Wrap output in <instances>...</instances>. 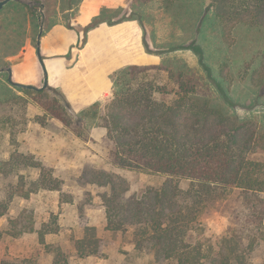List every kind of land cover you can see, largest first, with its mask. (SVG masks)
<instances>
[{
	"label": "trees",
	"instance_id": "trees-1",
	"mask_svg": "<svg viewBox=\"0 0 264 264\" xmlns=\"http://www.w3.org/2000/svg\"><path fill=\"white\" fill-rule=\"evenodd\" d=\"M32 1V6L18 4L31 16L41 18L44 14L47 17L56 0ZM209 1L224 37H229L239 24L264 27V0ZM13 2L17 1L0 9V33L19 34L22 31L17 19L6 11ZM60 2L74 9L81 0ZM192 3L199 5L198 0H163V7L177 15L182 9L189 10L188 6H193L192 16L198 15L199 20L204 18ZM122 11L123 8H103L101 14L82 29L84 34L103 21L114 22L112 18L116 16L117 22L138 19L135 13ZM9 41L6 51L21 44L16 37L10 36ZM144 45L148 52L163 54L150 48L145 34ZM254 61L245 62V69L239 76L250 75L251 83L259 87L264 85V62L252 68ZM9 64L4 60L2 66ZM151 70L167 73L173 88H169V82L151 76ZM113 81V96L104 108L99 101L77 115L59 88L29 89L8 81L4 84L5 94L0 98V123L11 122L14 136L23 131H18L17 125L22 122L24 110L14 114L17 108L10 101L15 100L11 87L39 95L45 113L79 130V136L92 128L96 118L102 119L107 129L108 159L114 169L91 170L90 174L85 171L81 176L88 183L106 189L101 195L106 228L131 231L135 249L147 256L150 264H264V119L255 121L229 114L225 106L216 102L215 90L224 97L226 105H230L225 93L211 78L180 58L163 56L158 65H127L114 73ZM167 94L173 95L171 100L159 98ZM256 153L261 157H252ZM23 157H26L25 162L21 160ZM32 159V155L23 154L15 158L14 170L24 166L41 170L39 178L31 181V190L23 195L27 197L40 190L62 191L63 180L41 162L34 164ZM5 164V161L0 162L1 173H4L1 170ZM125 169L164 178L159 185L147 186L141 193L127 196L129 186L117 172ZM8 208L9 201H0V219ZM213 211L226 214L229 225L216 247L210 244L207 250L198 235L203 227L202 217ZM6 229L12 236L37 231L41 242L45 243V236L57 232L58 225L51 220L37 229L33 210L24 208L9 218ZM46 246L55 248L53 264H69L61 248L53 244ZM100 246L101 239L95 227L89 225L85 226V235L74 242L78 258L97 255ZM0 264L34 262L25 258L3 260Z\"/></svg>",
	"mask_w": 264,
	"mask_h": 264
},
{
	"label": "rangeland",
	"instance_id": "rangeland-1",
	"mask_svg": "<svg viewBox=\"0 0 264 264\" xmlns=\"http://www.w3.org/2000/svg\"><path fill=\"white\" fill-rule=\"evenodd\" d=\"M6 8L7 14L13 16L21 25V36L17 33H0V67L4 60L15 68L14 80L30 81L33 70H37L36 85L43 84L44 73L36 53L37 36L41 22L44 20L42 38L58 23L79 29L73 22L78 7L67 8L56 0L50 7L47 17H33L19 2L33 5L32 0H11ZM10 1V2H11ZM8 2V3H10ZM131 7L127 14L135 13L141 24L146 40L154 52L161 55L180 58L207 78H211L225 93L230 105H226L224 97L217 96L216 102L221 104L229 114L238 118L249 117L258 121L264 119V85L255 87L251 83L250 75L246 78L239 76L245 69V62L254 59L252 68L264 62V27H248L236 25L229 37H224L221 25L215 20L209 0H198L199 5L192 3L201 10V18L192 16L193 6L176 13L166 11L163 0H149L138 2L128 0ZM6 5V4H5ZM44 12V9L41 8ZM117 15V14H116ZM135 16V15H134ZM117 17V16H116ZM82 31V30H81ZM124 32L116 34L124 35ZM21 41L15 49L6 51L11 43L9 37ZM78 46L83 40L84 33ZM3 42V43H2ZM137 60H141L140 58ZM145 61V59H142ZM6 66V65H4ZM40 72V74H39ZM224 73V79L221 75ZM159 81L173 83L168 80L167 73L158 70L149 71ZM8 72L0 71V98L5 94L4 84H8ZM21 79V80H20ZM51 86V85H49ZM11 104L15 106L13 112L24 110L22 122L18 123L16 136L13 135L12 123H0V162H6L0 172V201H9L7 213L0 219V263L3 260L21 261L25 258L33 260L34 264H53L55 248L46 244H53L67 254L69 264H150L147 256H143L135 249L131 231H110L106 228L107 218L103 205L102 193L106 190L102 186L90 184L81 176L85 171L103 169L113 170L109 162L110 149L106 143V136L96 140L91 136L95 126H102V119L96 118L92 128L79 136L73 126H66L58 118L49 117L45 112L43 100L39 95L11 87ZM172 94L159 96L166 100L172 99ZM102 101L104 108L108 102ZM18 106V107H17ZM20 106V108H19ZM74 115L78 112L72 108ZM24 122V123H23ZM26 124V125H25ZM32 155L34 164L41 162L47 169L53 171L54 176L63 180L62 191L40 190L31 192L25 197L23 194L31 190V181L39 178L41 170L34 166L17 167L13 169L17 156ZM260 158L261 154L252 155ZM21 159L25 162V158ZM8 172H5V169ZM126 179L129 191L127 196L144 191L147 186L159 185L163 181L161 175H153L135 170L125 169L117 171ZM24 208L33 210L37 229L45 222L54 220L58 231L48 233L45 243H42L37 231L12 236L8 227L9 218L16 216ZM203 227L199 235L205 248L210 244L215 247L229 225L228 217L221 211H213L202 217ZM94 226L96 235L101 239L100 251L97 255L78 258L74 242L85 235V226ZM201 233V234H200Z\"/></svg>",
	"mask_w": 264,
	"mask_h": 264
},
{
	"label": "crops",
	"instance_id": "crops-1",
	"mask_svg": "<svg viewBox=\"0 0 264 264\" xmlns=\"http://www.w3.org/2000/svg\"><path fill=\"white\" fill-rule=\"evenodd\" d=\"M130 7L128 0H81L73 18L79 29L73 28L72 24L68 27L58 23L42 38L41 50L49 84L61 89L77 112L112 98L113 75L117 70L127 65H158L162 62L161 55L146 50L144 31L136 19L117 22L118 17H113L114 22L103 21L84 34L78 46L80 33H84L82 29L100 15L103 8H123L122 13H125ZM121 32L125 34L114 37ZM139 58L141 60H137ZM12 69L14 78L19 71L14 73L15 68ZM31 75L33 79L23 83L36 85L37 70L34 69ZM106 134L104 126H95L91 130V136L96 140Z\"/></svg>",
	"mask_w": 264,
	"mask_h": 264
},
{
	"label": "water",
	"instance_id": "water-1",
	"mask_svg": "<svg viewBox=\"0 0 264 264\" xmlns=\"http://www.w3.org/2000/svg\"><path fill=\"white\" fill-rule=\"evenodd\" d=\"M10 1L11 0H0V9ZM28 3L30 4V2H28ZM43 30H44V20L41 22V25H40V31H39V34L37 36V45H36V53H37L39 62L41 63L43 71H44L43 84L41 86H36L35 84H31V83H23V82L15 81L13 78V69L11 66L0 67V71H7L8 72V81L12 85H15L18 87H23V88H29V89H43V88H46L50 85L49 79L47 76V68H46L45 61H44V58L42 55V50H41Z\"/></svg>",
	"mask_w": 264,
	"mask_h": 264
}]
</instances>
